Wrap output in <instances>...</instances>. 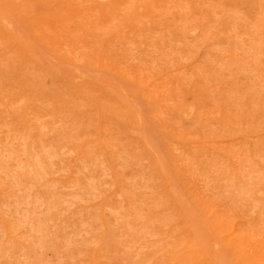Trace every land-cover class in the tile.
Wrapping results in <instances>:
<instances>
[{"label":"rangeland","instance_id":"obj_1","mask_svg":"<svg viewBox=\"0 0 264 264\" xmlns=\"http://www.w3.org/2000/svg\"><path fill=\"white\" fill-rule=\"evenodd\" d=\"M0 264H264V0H0Z\"/></svg>","mask_w":264,"mask_h":264},{"label":"bare ground","instance_id":"obj_2","mask_svg":"<svg viewBox=\"0 0 264 264\" xmlns=\"http://www.w3.org/2000/svg\"><path fill=\"white\" fill-rule=\"evenodd\" d=\"M4 23V22H3Z\"/></svg>","mask_w":264,"mask_h":264}]
</instances>
